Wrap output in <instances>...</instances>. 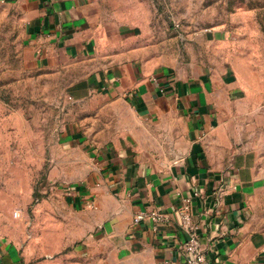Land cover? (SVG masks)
Wrapping results in <instances>:
<instances>
[{"label":"crops","instance_id":"1","mask_svg":"<svg viewBox=\"0 0 264 264\" xmlns=\"http://www.w3.org/2000/svg\"><path fill=\"white\" fill-rule=\"evenodd\" d=\"M0 5L18 11L41 66L92 64L82 93L117 97L138 124L157 127L85 144L96 171L65 197L69 231L61 247L68 249L69 264L79 253L84 264L181 263L187 233L177 211L184 198L191 200L209 264H264V239L249 210L258 183L256 158L241 130L253 126L264 106V77L252 66V33L264 39V27L249 11L203 30L182 26L177 34L168 27L160 36L148 0ZM241 65L248 66L246 73ZM238 104L245 109L238 111ZM151 210L167 213L168 221L132 222L138 211ZM27 258L0 241V264H28Z\"/></svg>","mask_w":264,"mask_h":264},{"label":"rangeland","instance_id":"2","mask_svg":"<svg viewBox=\"0 0 264 264\" xmlns=\"http://www.w3.org/2000/svg\"><path fill=\"white\" fill-rule=\"evenodd\" d=\"M148 1L160 36L168 27L177 34L182 26L203 30L249 12L264 27V0ZM252 34L257 42L252 66L264 77V39ZM35 58L18 11L0 5V241L16 245L28 264H69L68 249L61 247L69 231L65 197L96 171L85 144L112 143L157 127L138 124L117 97L101 90L82 93L92 64L64 61L46 68ZM241 70L246 73L248 66ZM252 122L249 130L241 129L257 164L249 210L254 230L264 239V106ZM83 258L79 253L71 262L84 264Z\"/></svg>","mask_w":264,"mask_h":264},{"label":"built area","instance_id":"3","mask_svg":"<svg viewBox=\"0 0 264 264\" xmlns=\"http://www.w3.org/2000/svg\"><path fill=\"white\" fill-rule=\"evenodd\" d=\"M177 212L179 213L181 226L187 233V239L183 243L185 259L177 264H209L206 253L200 245L196 227L193 225L191 200L189 198H184ZM168 219L167 213L162 211H138L133 215L132 222L134 224H139L143 221H152L154 225H157L166 223Z\"/></svg>","mask_w":264,"mask_h":264}]
</instances>
